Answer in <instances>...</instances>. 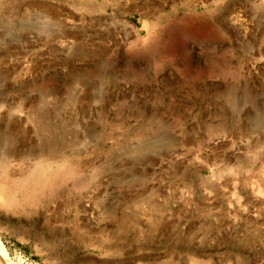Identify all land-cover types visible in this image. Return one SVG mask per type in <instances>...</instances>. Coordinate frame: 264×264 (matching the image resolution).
Listing matches in <instances>:
<instances>
[{
	"label": "rangeland",
	"instance_id": "1",
	"mask_svg": "<svg viewBox=\"0 0 264 264\" xmlns=\"http://www.w3.org/2000/svg\"><path fill=\"white\" fill-rule=\"evenodd\" d=\"M0 158L13 264H264V0H0Z\"/></svg>",
	"mask_w": 264,
	"mask_h": 264
},
{
	"label": "bare ground",
	"instance_id": "2",
	"mask_svg": "<svg viewBox=\"0 0 264 264\" xmlns=\"http://www.w3.org/2000/svg\"><path fill=\"white\" fill-rule=\"evenodd\" d=\"M41 5V4H40ZM35 6H37L36 4H35ZM45 6V5H44ZM46 7V6H45ZM44 7V8H45ZM66 35V34H65ZM62 36H63V34H62ZM60 37H61V35H60ZM65 38H67V37H65ZM48 148H49V146H48ZM51 148V147H50ZM32 150V149H31ZM30 150V151H31ZM32 152H33V150H32ZM41 152V151H40ZM14 155H15V158H17L18 159V161L19 160H21V161H28V160H34V168H35V170H39L40 168H41V166H42V164L44 163V161H43V156L42 155H38L37 153H34V154H36V155H32L31 153H27V152H18L17 154H15V153H13ZM44 155V154H43ZM1 159V158H0ZM4 160H2L1 161V166H0V170L2 171L1 173L2 174H0V185L1 184H3V183H5V184H3V185H5L6 186V188H7V186H10L11 185V187L14 189H19V190H21V189H23L24 191H25V189L24 188H26V181L25 180H22V179H17L16 177V179H12V177H10L9 178V176H11V174L10 175H8V172L10 171V170H8L7 168L9 167L8 166V164H7V162L5 161L6 159L5 158H3ZM16 159V160H17ZM49 161V160H48ZM22 163V162H21ZM33 167V166H32ZM43 168V167H42ZM7 170H8V172H7ZM31 171H33V170H31ZM42 173V172H41ZM66 173V172H65ZM67 173H68V171H67ZM13 175V174H12ZM41 175V174H40ZM56 175V174H55ZM14 178V177H13ZM63 179V178H62ZM35 184V183H34ZM33 184V185H34ZM2 186V185H1ZM5 186L3 187H0V193L2 194V195H4L5 193H6V195H5V197L7 196V191H6V189H5ZM31 187V186H30ZM9 188V187H8ZM10 190V189H9ZM16 191V190H15ZM30 191V190H29ZM41 191V190H40ZM39 191V192H40ZM5 192V193H4ZM14 192V191H13ZM21 192H23V191H21ZM28 192V191H27ZM15 193V192H14ZM16 194V193H15ZM23 194V193H22ZM21 200V199H20ZM9 202V201H8ZM14 202V201H13ZM12 202V203H13ZM9 205V204H8ZM25 205V204H24ZM23 205V206H24ZM22 206V205H21ZM6 207V206H5ZM24 207H26V205L24 206ZM19 208V207H18ZM22 211V210H21ZM0 264H13L11 261H10V259L8 258V255H7V252H6V250H5V247H4V245H3V243H2V241H1V239H0Z\"/></svg>",
	"mask_w": 264,
	"mask_h": 264
}]
</instances>
